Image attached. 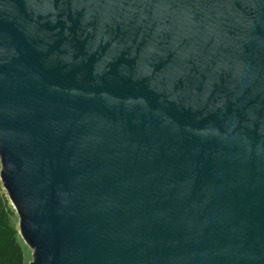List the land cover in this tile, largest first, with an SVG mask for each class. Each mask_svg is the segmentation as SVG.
I'll return each mask as SVG.
<instances>
[{
  "label": "water",
  "instance_id": "95a60500",
  "mask_svg": "<svg viewBox=\"0 0 264 264\" xmlns=\"http://www.w3.org/2000/svg\"><path fill=\"white\" fill-rule=\"evenodd\" d=\"M0 166L28 264H264V0H0Z\"/></svg>",
  "mask_w": 264,
  "mask_h": 264
},
{
  "label": "trees",
  "instance_id": "16d2710c",
  "mask_svg": "<svg viewBox=\"0 0 264 264\" xmlns=\"http://www.w3.org/2000/svg\"><path fill=\"white\" fill-rule=\"evenodd\" d=\"M11 214V209L0 199V264H24Z\"/></svg>",
  "mask_w": 264,
  "mask_h": 264
},
{
  "label": "rangeland",
  "instance_id": "374dc122",
  "mask_svg": "<svg viewBox=\"0 0 264 264\" xmlns=\"http://www.w3.org/2000/svg\"><path fill=\"white\" fill-rule=\"evenodd\" d=\"M0 168H1V166H0ZM0 199L2 200V202L6 203V205H8V207L12 211V214L10 215V221H11V224L15 227L14 229L16 230L17 243L19 244L20 249H21V253H22V257H23V263L28 264L32 260V250L25 244V242L23 241V239L21 238V236L19 234L18 216H17L15 210L13 209V207H12V205L8 199L7 193L2 186L1 180H0ZM5 211L7 212V210H5Z\"/></svg>",
  "mask_w": 264,
  "mask_h": 264
}]
</instances>
